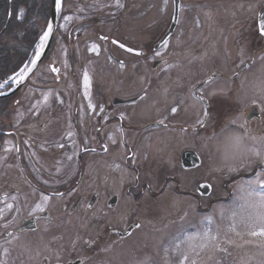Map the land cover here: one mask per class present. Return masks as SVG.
Masks as SVG:
<instances>
[{"label":"flooded vegetation","instance_id":"af4514ba","mask_svg":"<svg viewBox=\"0 0 264 264\" xmlns=\"http://www.w3.org/2000/svg\"><path fill=\"white\" fill-rule=\"evenodd\" d=\"M161 1L120 0L123 7L117 19L122 17V26H110L116 19L111 13L119 9L115 0L103 7L110 11L104 20L92 6L94 0L70 1L71 9L64 16L71 19L55 25L56 35L43 59L44 65L56 62L61 68L59 78L38 72L0 95V264H128L129 258L145 253L148 243L156 244L153 252L159 256L164 180L171 176L177 184L178 167L190 172L201 163L199 158L196 167L182 166V154L196 152L191 146L179 150L177 131L179 127L186 132L207 127V115L200 120L203 124L195 125L183 117L179 106L195 102L207 113V86L217 80L224 84L228 79L234 81L256 60L253 54L237 63L238 70L229 78L213 72L195 80L193 69L178 68L173 95H152L147 91V70L153 76L167 64L180 67L177 62L189 54L178 50L167 57L163 43L156 47L174 13L173 0H169L167 13L162 11ZM189 3L178 0L168 45L179 46L178 38L171 39L179 31H189L192 21L200 26L199 15L189 9ZM207 7L215 15L212 24L217 17L216 23L225 33L232 27L230 33L247 34V40L264 45L259 29L264 0H207ZM210 26L208 23L207 31ZM149 34H154L150 40ZM105 36L107 40L101 39ZM92 44L98 46V54L91 51ZM227 44L228 40L221 42L224 47ZM33 47L12 74L28 63ZM85 71L91 78L95 111L87 107ZM178 85L187 89H178ZM234 93L229 90L220 95L231 99L225 109L235 105ZM163 97L170 99L166 107L177 108L172 115L154 111ZM262 109L264 100L257 96L244 111V122L254 134L264 132ZM255 171L264 173V167L256 164ZM193 183L188 179L182 184L189 189ZM45 196L50 198L45 211L35 212V205Z\"/></svg>","mask_w":264,"mask_h":264},{"label":"rangeland","instance_id":"374dc122","mask_svg":"<svg viewBox=\"0 0 264 264\" xmlns=\"http://www.w3.org/2000/svg\"><path fill=\"white\" fill-rule=\"evenodd\" d=\"M70 1L73 0H63L62 14L56 15L55 25L63 24L65 11L71 9ZM96 1L94 0L92 6L99 9L98 16L103 20L108 18L110 11L108 8L103 10L108 0L95 3ZM189 4V9L192 8L196 15H199L200 26L192 21L189 31L185 29L179 31L178 35L175 34L171 41L174 42L178 38L179 46L169 43L170 45L163 49V55L167 54L168 57L178 50L189 54L177 62L180 67L173 69L170 63L161 67L153 76L147 70V91L152 95L161 96L165 92L170 96L171 90L177 88L174 75L179 73L178 68L184 66L185 69L188 67L194 70L192 77L195 80L213 72H219L229 78L238 70L237 63L247 61L253 54L256 60L234 81L228 79L224 84L217 80L207 86V103L210 106L207 110V127L194 132H186L179 127V150L191 146L201 163L190 172H184L178 167L175 171L178 186L176 182H172L171 176L165 178L167 181L164 180L165 188L160 205L163 232L159 256L153 252L156 244L148 243L144 249L145 253L129 258L128 264H185V256L188 257L187 264H191L193 260L195 264H264V239L248 235V229L243 223L261 211L257 206L260 189L252 182L258 178L264 180V173L255 171L256 164L262 167L264 164H260L259 159L248 149L264 151V145L252 140L254 136H264V132L254 134L251 128L246 126L247 134L242 148H237L228 139L233 135H245L244 130L231 121L241 115L244 117L248 103L255 97L260 96L264 100V93L261 92V86L264 85V45L262 42L257 44L247 40L250 38L247 34L230 33L232 27L225 33V28L216 23L217 17L212 24L215 15L208 13L207 10L212 8L207 7V0H190ZM208 4L213 2L209 1ZM242 4L244 6V1ZM160 5L162 6V1ZM170 7L169 1L166 13ZM121 9L122 7L111 13L116 19L110 26H122V17L117 19ZM242 10L244 11V7ZM208 23L211 26L207 31ZM153 35L149 34L148 39ZM227 40V47L222 46L221 42ZM180 77L182 80L183 77ZM178 89L185 90L187 87L180 85ZM229 90L235 91L232 99L236 103L225 109L230 105L231 99H223L220 95L225 96ZM168 100V97H163L154 105L159 108L154 111L167 113L165 116L172 115L173 105L166 107ZM186 106H179L180 113L188 119L187 121L198 125L204 117L205 109L195 102L193 106ZM169 132L174 134L175 130ZM175 162L177 163L176 159ZM188 179L194 180V186L189 188L190 190L182 184H186ZM200 183H207L211 187L210 193L205 197H199L194 189ZM250 183L256 187V193L251 197L248 192ZM233 225L235 231L230 230ZM213 237L215 239H212ZM148 238L155 239L154 236Z\"/></svg>","mask_w":264,"mask_h":264},{"label":"snow or ice","instance_id":"6c2138e0","mask_svg":"<svg viewBox=\"0 0 264 264\" xmlns=\"http://www.w3.org/2000/svg\"><path fill=\"white\" fill-rule=\"evenodd\" d=\"M173 3H175V0H173ZM169 4V0H162V11H167V6ZM115 6L117 8L123 7V5L120 3V0H115ZM54 7L55 12L57 15L62 14L63 9V0H54ZM183 9L181 8V11ZM24 12L21 9L18 14V19H23ZM66 20H70V16H64L62 17ZM57 29L54 26L52 22L45 23L44 28L41 30V33L38 36V39L34 42L33 47V55L29 59L28 63L24 64L23 67H21L18 71H16L14 74H10L7 77L3 78L2 81H0V95H3L5 91L9 88H11L13 85L20 86L26 79H31L32 76H35L38 72L41 73V75L44 72H48L50 74H55L57 78H59V74L61 73V68L56 66V62L50 60L48 65L43 64V59L46 56V50L49 47L50 40L53 39L56 35ZM260 34L261 36H264V18H262V21L260 23ZM101 39L107 40L108 38L101 37ZM113 44H117L118 42L116 40L112 41ZM163 44L165 47L168 46V41L164 40ZM119 47L124 48L125 45L120 44ZM129 52H133L135 50L131 48L126 49ZM91 51L94 53H99V48L96 44H92ZM135 55L140 56L142 53L140 51H135ZM157 56H160V52H156ZM121 68L124 67L123 64L120 65ZM63 67L66 69L68 65L64 63ZM83 79V87L85 89V96L89 99V104L87 107L93 111L96 110V106H94L91 103V95H90V88H91V78L88 74V72H83L82 74ZM261 92L264 93V85L261 86ZM202 98V97H201ZM47 97H45V101H47ZM141 99H144V97H141ZM255 103V101H253ZM103 111V109H100ZM264 110V109H262ZM173 113L177 111V108L173 107L171 109ZM204 115H207L205 112ZM124 117L121 116V119ZM160 123H163V120L159 121ZM201 124L204 123V121H199ZM231 123L237 124L239 128L244 130L245 135H233L229 137V141L236 146L237 148H242L244 145V141L246 139L247 134V128L246 124L244 122L243 116H238L234 120L231 121ZM252 140L257 141L258 143L264 145V136L261 137H252ZM60 147H63V145H60ZM106 150V149H105ZM248 151H251L254 156H256L259 159L260 164H264V151H257L255 148L248 149ZM70 159V158H69ZM254 183L258 188L260 189L258 193V200H257V206L261 209V211L254 217H249L243 223L245 224V227L248 229V235H251L253 237H260L264 239V180L257 179ZM252 183H250L248 192L249 196L251 197L253 194L256 193V187L252 186ZM49 197L45 196L43 199V202L40 204L35 205V212H41L43 213L45 211L44 205L47 204L49 201ZM9 209L13 208V205H8ZM139 227V225H137ZM231 231H235V225L230 229ZM12 233H9V236H12ZM239 235V233H237ZM212 239H215L213 237ZM264 246V245H262ZM188 257H184V262L187 264ZM191 264H195V261L193 260Z\"/></svg>","mask_w":264,"mask_h":264},{"label":"trees","instance_id":"16d2710c","mask_svg":"<svg viewBox=\"0 0 264 264\" xmlns=\"http://www.w3.org/2000/svg\"><path fill=\"white\" fill-rule=\"evenodd\" d=\"M51 0H0V80L12 74L48 20ZM23 10V19L17 14Z\"/></svg>","mask_w":264,"mask_h":264},{"label":"water","instance_id":"95a60500","mask_svg":"<svg viewBox=\"0 0 264 264\" xmlns=\"http://www.w3.org/2000/svg\"><path fill=\"white\" fill-rule=\"evenodd\" d=\"M173 16H172V21L171 24L168 28V30L166 31V33L162 36V38L157 42L156 47H159L164 40H167V38L171 35L173 27H174V22L176 19V15H177V11H178V0H175V3H173ZM56 12H55V7H54V0H52L51 3V8H50V14H49V20L48 22H52L55 26L56 24ZM262 18H264V7L261 10L260 14H259V29H260V23L262 21ZM264 37V36H263ZM48 49V48H47ZM47 51V50H46ZM191 155V157L189 158V156ZM192 160V163H190V161ZM181 161H182V166L184 168H191V167H196L199 165L200 161H199V157L193 153V152H189L186 151L182 154L181 157ZM211 187L209 184L207 183H200L196 186V193L200 196V197H205L210 193Z\"/></svg>","mask_w":264,"mask_h":264}]
</instances>
